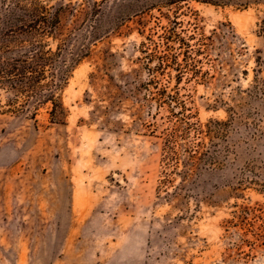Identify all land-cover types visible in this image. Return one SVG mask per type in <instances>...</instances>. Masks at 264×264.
Here are the masks:
<instances>
[{
    "label": "rangeland",
    "instance_id": "374dc122",
    "mask_svg": "<svg viewBox=\"0 0 264 264\" xmlns=\"http://www.w3.org/2000/svg\"><path fill=\"white\" fill-rule=\"evenodd\" d=\"M62 2L100 7L72 48L95 29L98 38L57 93L63 122H51L47 104L34 119L9 109L0 88V264H264L263 245L235 254L240 234L227 223L240 206H264V0L182 5L177 20L212 38L206 82L179 85L202 133L168 139L175 155L159 134L169 123L157 118L159 132L147 131L155 108H141L124 86L143 36L160 33L172 9L158 11L157 0Z\"/></svg>",
    "mask_w": 264,
    "mask_h": 264
},
{
    "label": "trees",
    "instance_id": "16d2710c",
    "mask_svg": "<svg viewBox=\"0 0 264 264\" xmlns=\"http://www.w3.org/2000/svg\"><path fill=\"white\" fill-rule=\"evenodd\" d=\"M46 1H0V88L9 94L6 104L9 109L24 112L34 119L40 106L47 104L51 122L61 123L66 115L57 93L70 71L89 55L88 44L98 38V32L97 29L89 32L88 40L76 50L71 46L72 37L76 29L94 18L100 7L94 3L89 10L76 11L62 0L53 5ZM191 1L210 5L232 3L231 0H157V10L172 9L173 20L166 16L167 26L159 27L160 33L150 31L146 36L141 35L144 41L140 44L139 68L124 76V86L133 100L141 108H155V112L149 114L152 121L144 126L147 131L159 132L157 118L169 123V129L165 128L159 134L163 137L164 147L173 155L175 145L167 146L168 139H188L190 134L202 133L196 122H192L194 117L181 100L179 91L182 82L205 83L208 75L202 70V60L208 57L205 41H211L212 37L203 38L197 33L196 26L187 30L177 20L182 15V5ZM66 20H70L68 28ZM48 39L58 42L54 49L49 47ZM101 71L103 68L97 73ZM143 72L149 78L141 82L138 77ZM131 76L136 79L130 81ZM91 79L96 80L97 75H91ZM171 81L174 82L172 87ZM109 85L119 88L112 81ZM161 111L166 116L160 117ZM178 121L184 125L182 130L176 124ZM186 151L191 157L190 149ZM227 223L240 234L237 242L231 245L237 256L244 248L248 249L245 256H249L259 245L264 246V206H240Z\"/></svg>",
    "mask_w": 264,
    "mask_h": 264
}]
</instances>
